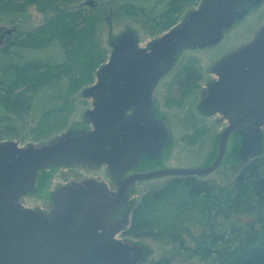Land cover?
<instances>
[{
    "label": "water",
    "instance_id": "obj_1",
    "mask_svg": "<svg viewBox=\"0 0 264 264\" xmlns=\"http://www.w3.org/2000/svg\"><path fill=\"white\" fill-rule=\"evenodd\" d=\"M244 2L259 6L264 0H202L198 9L152 41L148 48L140 47L135 36L125 33L111 42L110 59L97 75L132 76L137 80L142 77L145 81L141 83L156 85L183 50L218 45L226 31L245 17L246 12L240 10ZM97 5L95 0H86L81 7ZM14 31L10 29L5 34L12 35ZM222 65L224 73L210 102L229 119L230 125L220 137L215 161L206 168H171L137 174L117 195L104 189L97 194L84 192L83 187L73 184L55 193L58 207L54 220L47 214L23 208L22 214L15 216L18 200L33 190L39 172L120 161L118 135L125 122L119 112L121 98L116 92L111 100L103 99L101 111L87 112L93 126L90 131L69 130L42 146L0 142V264H141L144 251L138 244L118 240L116 235L122 226L110 217L126 199L129 184L168 176L201 178L212 174L225 158L231 133L246 123L255 127L250 129L255 141L253 153L260 151L264 126V27L253 41L225 58ZM115 81L114 85H118V79ZM97 86L85 89L84 96L89 97ZM107 102L109 107L105 108ZM109 147L112 155L108 153Z\"/></svg>",
    "mask_w": 264,
    "mask_h": 264
},
{
    "label": "trees",
    "instance_id": "obj_2",
    "mask_svg": "<svg viewBox=\"0 0 264 264\" xmlns=\"http://www.w3.org/2000/svg\"><path fill=\"white\" fill-rule=\"evenodd\" d=\"M82 1L0 0V26H13L16 33L0 48V140L13 134L26 114L40 113L45 122L62 112L68 99L91 82L105 62L97 38L103 11L98 5L81 7ZM199 1L107 0V4L125 15H148L154 23L158 20V27L169 30L179 22L185 3ZM33 5L45 21L18 31L31 20ZM185 77L186 88L197 80L190 70ZM263 166L261 155L242 166L231 194L197 177L173 178L141 198L125 236L166 239L201 261L264 264ZM171 263L170 257H161L149 264Z\"/></svg>",
    "mask_w": 264,
    "mask_h": 264
},
{
    "label": "rangeland",
    "instance_id": "obj_3",
    "mask_svg": "<svg viewBox=\"0 0 264 264\" xmlns=\"http://www.w3.org/2000/svg\"><path fill=\"white\" fill-rule=\"evenodd\" d=\"M95 1L98 4V8H101L103 11L101 28L97 38L100 42V48L105 52L106 60L101 67L94 72L93 80L82 86L81 89L68 99L62 112L46 118L45 122H42V115L40 113H32L31 115L26 114L20 120L16 131L11 135L3 137L0 142L14 141L18 142L21 147L29 144L42 146L50 143L69 130H87L91 128L88 125V117H86L87 112L92 110L91 101L84 96L83 93L85 89L93 85L96 81L98 72L110 59L113 51L111 42H116L119 37L125 33H131L138 39L139 46L145 48L152 41L163 36L167 31L158 27L156 25L158 20L154 23V19L148 15H125L121 13L118 8L111 7V5L107 4V0ZM201 1L202 0L195 5L185 3L181 9L178 24L182 23L191 12L198 9ZM82 2L75 6L80 5ZM60 7L63 8L62 5ZM29 11L31 13V20L22 26H18V31L20 29L23 31L34 29L45 21V15L39 11L35 5L30 6ZM263 27L264 3H262L259 8L249 9L244 18L237 21L232 28L226 31L224 39L218 45L202 50H183L178 57L179 62L176 68L180 67L181 62L190 61V63L200 65L205 80H210L212 76L208 72V68L224 56L236 52L241 47L253 41ZM14 28L13 26H0V36L4 35L6 31ZM14 35H16V33L13 35L5 34V37L0 40V48L10 42ZM194 102V104L197 105V102ZM218 121L217 116L213 118H203L201 122H203L205 129L196 135L187 134L183 128L176 130L180 128V126H178L172 132L174 137L173 153L172 156H170L171 158H168V167L165 169H202L214 162L218 153L220 137L225 127V123H223L222 120L221 123ZM261 132V141L259 143L260 151L256 156H264V127ZM233 137L234 136H231L228 141L227 152L220 167L212 174L198 178L224 187L228 194L234 191V183L238 171L255 156L249 158L242 156L243 144L240 138L239 141H235ZM156 170H159V168ZM261 172L264 174V166ZM92 175L97 174L83 168H76L74 170H51L48 172V177H46L44 188L40 189L38 193L29 195L25 201L30 207H36L41 204L48 206L51 202L50 195L52 191L58 189L60 185L64 184V181H69L73 177L82 178ZM172 179V177L168 176L140 183L138 187V196L135 198V205H137L146 193L164 187ZM121 238H123L122 235ZM125 238H128L126 241L129 243L138 244L144 251L145 260L141 264H149L152 260L161 257H170L172 259L171 264H217L213 260L201 261L192 253H182L166 239L154 237Z\"/></svg>",
    "mask_w": 264,
    "mask_h": 264
},
{
    "label": "flooded vegetation",
    "instance_id": "obj_4",
    "mask_svg": "<svg viewBox=\"0 0 264 264\" xmlns=\"http://www.w3.org/2000/svg\"><path fill=\"white\" fill-rule=\"evenodd\" d=\"M261 5L254 6L250 2H244L240 10L246 12L247 15L249 9L259 8ZM147 46L145 48H148ZM233 53L224 56L208 68V72L212 76L210 80H205L200 65L190 63V61L181 62L180 67L176 68L179 58L172 68L160 78L156 85L141 83L145 81L142 77L141 80H137L138 77L132 76L115 78L113 76L105 75L100 77L97 75L93 85L98 84V86L87 97L91 101L92 110L101 111L104 105L103 99L111 100L116 92L118 97L121 98L119 112L122 114L125 122L122 124L118 135V149L121 153L120 161L113 165L107 163L103 165L86 163L56 167L39 172L35 178L33 190L18 200V207L14 209L15 216L21 215V208H23L47 214L54 220L55 211L58 207L55 201V193L63 187L76 184L79 188L83 187L84 192L97 194L101 189H104L106 192L117 195L120 192V188L133 176L153 172L158 168L159 170L165 169L168 167L167 160L171 158L170 156L173 153L174 137L172 132L178 126L180 128L176 130L183 128L187 134L196 135L205 129L203 122H201L203 118L217 116L218 122L221 123L222 120L225 123V130L230 125V121L211 104L210 99L212 98L213 90L224 73L223 60ZM187 70L195 72L197 80L192 86L186 88L184 80ZM116 79H118V85H114ZM194 101L197 102V105L194 104ZM108 107L109 103L107 102V107L105 108ZM87 120L91 128L85 131H90L93 129V126L90 119ZM126 125L128 128H125ZM252 128L255 129L249 123L239 125L230 135V137L234 136L233 139L235 141H239L240 138L243 144L242 156L245 158L255 155L253 153L255 141L253 135L250 133V129ZM111 151L112 148L109 147L108 153L110 155H112ZM255 157L256 155L253 158ZM76 168L88 169L97 175L84 176L82 178L73 177L69 181H64V184L52 191L50 195L51 202L48 206L41 204L36 207H30L27 204L25 199L29 195L38 193L40 189L44 188L48 172L57 169L74 170ZM151 180L154 179L144 181ZM144 181H137L128 185L126 199L117 206L110 216L113 222H119L122 226L121 232L116 235L118 240L126 241L128 239L125 238V232L128 227L126 222L128 220L130 223L132 211L136 206L135 198L138 196V187ZM89 185L93 187L89 188ZM121 235L123 238H121Z\"/></svg>",
    "mask_w": 264,
    "mask_h": 264
}]
</instances>
